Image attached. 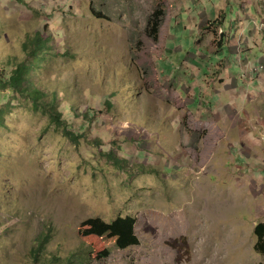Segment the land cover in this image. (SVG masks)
<instances>
[{"label": "rangeland", "instance_id": "rangeland-1", "mask_svg": "<svg viewBox=\"0 0 264 264\" xmlns=\"http://www.w3.org/2000/svg\"><path fill=\"white\" fill-rule=\"evenodd\" d=\"M254 3L0 0V77L31 62L26 44L51 39L30 86L44 104L57 96L80 139L0 87V264H35L47 232L40 257L52 263L83 253L84 264H264L253 232L264 221V11ZM219 15L223 25L205 30ZM128 215L136 246L78 234L88 218Z\"/></svg>", "mask_w": 264, "mask_h": 264}, {"label": "trees", "instance_id": "trees-1", "mask_svg": "<svg viewBox=\"0 0 264 264\" xmlns=\"http://www.w3.org/2000/svg\"><path fill=\"white\" fill-rule=\"evenodd\" d=\"M162 10L157 11L150 22L151 31L150 35L154 40H158L159 29L161 26L160 18L162 17ZM224 15H219L216 19L210 20L205 30H210L215 27L222 26L224 23ZM223 33V32H222ZM225 37L224 33L221 36ZM51 40V39H50ZM42 37L38 38L34 42L25 45L26 51L32 57L31 62L25 61L20 63L16 69L11 74L10 79L5 80L0 77V87L9 91L10 93L21 95L22 98L26 100H32L34 111L37 113H44L51 117L52 125L56 126L60 131H63L65 138L69 141L78 145L80 143L79 137H76L72 131L67 128V123L63 122V115L59 112L57 108V96L52 100L51 104H44V99L46 93L37 90L36 84L30 86V81L32 77L38 71L43 70L45 65V59L50 51V41ZM225 43V39H220L218 45L222 49ZM30 52V53H29ZM0 123H2L0 117ZM110 159L115 162L117 169L123 171V161H117L114 156L108 155ZM135 223L136 220L132 216H118L110 222H106L101 218H88L82 221L79 225L78 234L79 236L88 241L90 238L98 239L104 244H113L116 248L120 250H125L132 246H136L139 240L135 234ZM254 235L256 236V241L254 243V249L259 253H264V221L257 222L253 228ZM50 241V234L44 233L38 240V245L33 250V257L35 264H84L85 258L87 257L83 253H78L70 257L60 260L57 263H52L51 261H45L41 259V254L47 244ZM103 257L108 256L109 251L104 250L99 253Z\"/></svg>", "mask_w": 264, "mask_h": 264}, {"label": "crops", "instance_id": "crops-1", "mask_svg": "<svg viewBox=\"0 0 264 264\" xmlns=\"http://www.w3.org/2000/svg\"><path fill=\"white\" fill-rule=\"evenodd\" d=\"M255 4H258V5L256 6V11H257L258 13H260V12L263 13V11H264V0H255L254 5H255ZM259 15H260V14H259Z\"/></svg>", "mask_w": 264, "mask_h": 264}, {"label": "built area", "instance_id": "built-area-1", "mask_svg": "<svg viewBox=\"0 0 264 264\" xmlns=\"http://www.w3.org/2000/svg\"><path fill=\"white\" fill-rule=\"evenodd\" d=\"M264 70V65L255 67V71Z\"/></svg>", "mask_w": 264, "mask_h": 264}]
</instances>
